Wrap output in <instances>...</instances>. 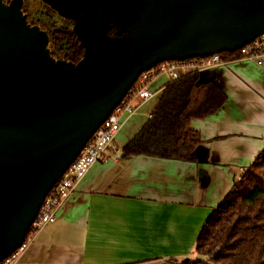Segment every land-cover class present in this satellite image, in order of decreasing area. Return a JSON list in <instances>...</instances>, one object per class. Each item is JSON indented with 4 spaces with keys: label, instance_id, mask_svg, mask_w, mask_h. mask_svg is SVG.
Listing matches in <instances>:
<instances>
[{
    "label": "water",
    "instance_id": "water-1",
    "mask_svg": "<svg viewBox=\"0 0 264 264\" xmlns=\"http://www.w3.org/2000/svg\"><path fill=\"white\" fill-rule=\"evenodd\" d=\"M40 1L73 23L84 55L54 58L23 0H0V263L143 73L264 35V0Z\"/></svg>",
    "mask_w": 264,
    "mask_h": 264
},
{
    "label": "crops",
    "instance_id": "crops-1",
    "mask_svg": "<svg viewBox=\"0 0 264 264\" xmlns=\"http://www.w3.org/2000/svg\"><path fill=\"white\" fill-rule=\"evenodd\" d=\"M199 78L217 84L227 102L192 121L201 139L197 161L122 157L169 83L160 76L151 84L152 108L140 104L121 119L110 158L77 182L57 221L15 264H176L193 257L210 216L264 151V64L228 61L199 71Z\"/></svg>",
    "mask_w": 264,
    "mask_h": 264
},
{
    "label": "trees",
    "instance_id": "trees-1",
    "mask_svg": "<svg viewBox=\"0 0 264 264\" xmlns=\"http://www.w3.org/2000/svg\"><path fill=\"white\" fill-rule=\"evenodd\" d=\"M41 4L34 19L49 35L52 56L79 62L84 49L73 33V23ZM219 55L224 61H234L238 50ZM226 102L221 88L213 82H200L197 71L169 82L152 117L123 148L125 157L148 155L196 162L201 139L191 123L216 114ZM176 264H264V151L210 216L193 257Z\"/></svg>",
    "mask_w": 264,
    "mask_h": 264
},
{
    "label": "built area",
    "instance_id": "built-area-1",
    "mask_svg": "<svg viewBox=\"0 0 264 264\" xmlns=\"http://www.w3.org/2000/svg\"><path fill=\"white\" fill-rule=\"evenodd\" d=\"M237 60H249L255 62L258 66H262L264 64V35L239 49ZM225 62L228 61L222 60L221 56L216 54L185 62H164L152 70L143 73L123 102L90 139L77 160L66 171L61 181L49 192L23 245L0 264H15L33 243L36 234L46 226L57 221L58 211L69 199L77 182L85 177L93 165L98 162L104 163L110 158L109 150L121 128V119L126 115H135L140 104L155 97V93L150 88L154 80L160 76H164L169 82H173L181 77L180 70L190 68L199 72L215 68ZM148 117L150 119L152 114H149Z\"/></svg>",
    "mask_w": 264,
    "mask_h": 264
},
{
    "label": "rangeland",
    "instance_id": "rangeland-1",
    "mask_svg": "<svg viewBox=\"0 0 264 264\" xmlns=\"http://www.w3.org/2000/svg\"><path fill=\"white\" fill-rule=\"evenodd\" d=\"M42 2L40 1V0H29V4H30V6H29V10H31V12L36 16V14H37V12L41 9V8H43L42 7V4H41ZM179 73H180V75H182V73H183V70H180L179 71ZM161 77H163V78H166V77H164V76H161ZM150 88L152 89V87L150 86ZM156 99V98H155ZM152 100H154V99H152ZM155 101V100H154ZM154 101H148V102H144V104L142 103V106L144 107V110L145 111H149L151 108H152V106L154 105ZM117 139V138H116ZM118 144H119V141L117 142ZM119 145H121V143L119 144Z\"/></svg>",
    "mask_w": 264,
    "mask_h": 264
},
{
    "label": "flooded vegetation",
    "instance_id": "flooded-vegetation-1",
    "mask_svg": "<svg viewBox=\"0 0 264 264\" xmlns=\"http://www.w3.org/2000/svg\"><path fill=\"white\" fill-rule=\"evenodd\" d=\"M6 4H9L12 0H3ZM29 0H23V6H22V10L23 13L27 16L28 19V23L31 25H37L35 22V15L31 12V10H29Z\"/></svg>",
    "mask_w": 264,
    "mask_h": 264
}]
</instances>
